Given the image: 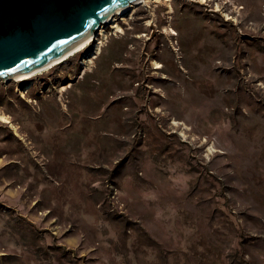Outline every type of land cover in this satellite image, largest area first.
Segmentation results:
<instances>
[{
    "label": "rangeland",
    "instance_id": "374dc122",
    "mask_svg": "<svg viewBox=\"0 0 264 264\" xmlns=\"http://www.w3.org/2000/svg\"><path fill=\"white\" fill-rule=\"evenodd\" d=\"M116 18L0 78V264H264V0Z\"/></svg>",
    "mask_w": 264,
    "mask_h": 264
},
{
    "label": "water",
    "instance_id": "95a60500",
    "mask_svg": "<svg viewBox=\"0 0 264 264\" xmlns=\"http://www.w3.org/2000/svg\"><path fill=\"white\" fill-rule=\"evenodd\" d=\"M132 0H0V78L44 66Z\"/></svg>",
    "mask_w": 264,
    "mask_h": 264
},
{
    "label": "bare ground",
    "instance_id": "6f19581e",
    "mask_svg": "<svg viewBox=\"0 0 264 264\" xmlns=\"http://www.w3.org/2000/svg\"><path fill=\"white\" fill-rule=\"evenodd\" d=\"M145 2L146 0H132L128 3H126L124 6L120 7L114 14L110 15L108 17V19L104 22L101 23V25L95 29L90 35H88V37H86L85 39L81 40L80 42H78L77 44H75L73 47H71L70 49H68L67 51H65L63 54H61L60 56L52 59V61L48 62L47 64H45L44 66L40 67L37 70L25 73L17 78H13L16 80H21L24 78H28L38 72H40L41 70H44L45 68L49 67V66H53L54 64L61 62L63 59H65L69 54H72L73 52L75 53L76 50L80 49L82 46H84L87 42H91L93 38L96 37V35L99 33L100 35L105 36L106 35V31H104V26L111 24L112 28H115L117 31H121V26L118 24L117 22V18L120 16V19H124L125 15L128 14L130 11H132V9L138 5L140 2ZM205 0H202V2H204ZM144 4V3H143ZM171 29V33L176 34V30L173 28ZM97 31V32H96ZM154 67L155 68H160L162 65L159 62H154ZM69 86H71V84H68L66 86H63V89L68 88ZM0 120L4 121V122H10V120L8 119V117L6 115H4L1 111H0Z\"/></svg>",
    "mask_w": 264,
    "mask_h": 264
}]
</instances>
